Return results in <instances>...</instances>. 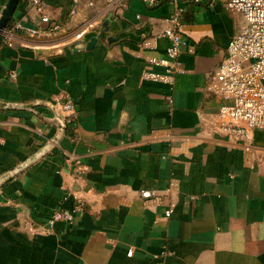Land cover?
Wrapping results in <instances>:
<instances>
[{"label": "crops", "instance_id": "obj_1", "mask_svg": "<svg viewBox=\"0 0 264 264\" xmlns=\"http://www.w3.org/2000/svg\"><path fill=\"white\" fill-rule=\"evenodd\" d=\"M45 2L57 31L0 42V264H264V130L220 132L206 89L243 18L210 0ZM175 11L194 53L171 87L146 74L164 73L148 58Z\"/></svg>", "mask_w": 264, "mask_h": 264}, {"label": "built area", "instance_id": "obj_2", "mask_svg": "<svg viewBox=\"0 0 264 264\" xmlns=\"http://www.w3.org/2000/svg\"><path fill=\"white\" fill-rule=\"evenodd\" d=\"M73 3L86 2L88 6H94L97 2L110 5L116 0H71ZM148 7L156 6L163 0H141ZM174 3L192 2L201 0H167ZM219 2L228 11L239 14L244 21L240 31L230 40L224 57L217 68L208 76L207 91L224 100L216 115L217 128L220 132L238 140L248 141L256 130H264V0H210ZM26 9L21 19L10 21L1 36V42L12 45V37L17 33L28 36H36L41 33L57 31L60 26L54 23L47 14L45 0H26ZM37 16L36 26H27L24 21L29 18V13ZM167 28L162 36L169 41L165 51V58L150 57L148 61L152 65L164 68V73H147L146 77L166 83L174 84V76L179 69L178 58L184 52L194 53V48L188 45L187 34L182 29L179 11L171 13L166 19ZM81 34H77L80 38ZM143 48H151V43L142 41ZM15 77V72H11ZM169 106L172 100H168ZM62 110L71 113L74 105L66 99ZM70 117V115H68ZM70 122L68 118L64 125ZM155 193L149 190H141L142 199H150ZM82 205L72 210L57 209L47 220L50 228L55 222H70L75 212L81 211ZM171 208L164 211L169 217ZM131 253L129 252L128 255Z\"/></svg>", "mask_w": 264, "mask_h": 264}, {"label": "water", "instance_id": "obj_3", "mask_svg": "<svg viewBox=\"0 0 264 264\" xmlns=\"http://www.w3.org/2000/svg\"><path fill=\"white\" fill-rule=\"evenodd\" d=\"M20 0H7L1 14H0V42H1V36L3 31L6 29V27L8 26V24L10 23V21L13 18V14L16 10V7L18 6ZM95 43V38H92L88 43H87V48H90L93 44ZM55 124H57L58 126V130L61 132L63 130V128L65 127L64 123H61L58 119H54ZM58 136L56 135L53 139H52V144H55L58 140ZM24 165H21L19 167H17L16 169H14L13 171H11L10 174L5 175L4 177H2L1 181H5L7 180L9 177V175H11L12 173H15L16 171H18L19 169H21Z\"/></svg>", "mask_w": 264, "mask_h": 264}, {"label": "trees", "instance_id": "obj_4", "mask_svg": "<svg viewBox=\"0 0 264 264\" xmlns=\"http://www.w3.org/2000/svg\"><path fill=\"white\" fill-rule=\"evenodd\" d=\"M22 1V0H21Z\"/></svg>", "mask_w": 264, "mask_h": 264}]
</instances>
